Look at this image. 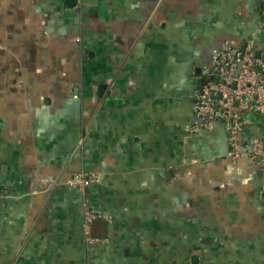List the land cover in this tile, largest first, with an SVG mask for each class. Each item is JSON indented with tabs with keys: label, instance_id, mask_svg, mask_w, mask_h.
<instances>
[{
	"label": "crops",
	"instance_id": "0c3cea01",
	"mask_svg": "<svg viewBox=\"0 0 264 264\" xmlns=\"http://www.w3.org/2000/svg\"><path fill=\"white\" fill-rule=\"evenodd\" d=\"M250 42L264 0H0V264H264V169L190 131L214 53Z\"/></svg>",
	"mask_w": 264,
	"mask_h": 264
},
{
	"label": "built area",
	"instance_id": "2783aa9c",
	"mask_svg": "<svg viewBox=\"0 0 264 264\" xmlns=\"http://www.w3.org/2000/svg\"><path fill=\"white\" fill-rule=\"evenodd\" d=\"M206 73L207 79L192 98L190 131L211 129L219 121L227 139L228 160L234 163L247 157L264 169V136L247 143L241 138L246 113H264V60L256 57L251 42L242 50L224 45L214 53ZM94 180V174L80 171L68 183L82 190ZM100 218L105 217L84 213L82 231L89 245L104 242L91 233L92 222Z\"/></svg>",
	"mask_w": 264,
	"mask_h": 264
},
{
	"label": "water",
	"instance_id": "95a60500",
	"mask_svg": "<svg viewBox=\"0 0 264 264\" xmlns=\"http://www.w3.org/2000/svg\"><path fill=\"white\" fill-rule=\"evenodd\" d=\"M76 2V0H66V4L71 6V5H74Z\"/></svg>",
	"mask_w": 264,
	"mask_h": 264
}]
</instances>
